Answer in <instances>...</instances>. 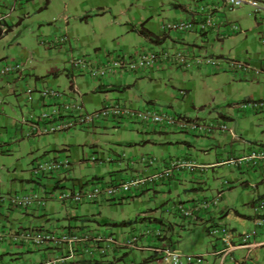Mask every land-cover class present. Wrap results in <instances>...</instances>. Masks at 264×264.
<instances>
[{"label": "rangeland", "instance_id": "obj_1", "mask_svg": "<svg viewBox=\"0 0 264 264\" xmlns=\"http://www.w3.org/2000/svg\"><path fill=\"white\" fill-rule=\"evenodd\" d=\"M97 1L102 3L108 0ZM257 1L260 3V6L264 8V0ZM109 3L113 6L112 8L115 13L121 12L125 6L130 9V13L136 11V8L132 7L131 3L125 4V6L120 3L113 4L111 1ZM62 8L59 2L57 9ZM163 8L165 11H172L168 5H165ZM254 10L255 9L250 5H242L234 11H225L223 16L225 22L236 23L241 27L242 32L239 34L231 33L230 36L222 40L219 39L216 32H211L208 38L195 37L194 39L199 44L198 49L203 51L202 54H204L200 56L212 57L215 59L224 58L248 61L253 66H259L264 62V31L260 32L259 28V26L264 25V20L261 19L263 16H261L260 19L256 17ZM2 11L3 8L1 12ZM69 11L72 14L76 9L70 7ZM171 13L172 15H167L164 22H173L174 13L173 11ZM31 20H35V18ZM36 20V22L27 21L19 29H16L14 40L0 42V59L7 58L5 60L17 59L31 61L29 66L35 67L39 74L45 76L44 79L50 77L53 79V75L46 77L47 71L55 67L61 70L67 69V71H69L70 67L68 62L72 57L86 56L94 59L98 58V54L102 51L118 52V50H120V47L117 46L120 42V36L117 32L112 31V28L106 22L105 24L102 23L100 27H96L95 30L90 26L87 28H83L82 26L75 28L72 33L74 32V36L78 42L77 44L73 42V54L69 51L58 53L56 50L47 47V43L51 42L56 35L54 26L52 27L48 24L39 25L43 20H50L49 16L37 17ZM106 21H109V18H107ZM74 23L75 22L72 20L71 24L73 25ZM52 25H55V23ZM222 30L227 32L229 28L223 27ZM171 36L175 38L178 35L171 34ZM3 62L0 64H3ZM65 71L61 74V76H63L61 80L63 84L70 82V79L66 77L67 71ZM76 77L83 80V76L78 75ZM89 78L90 77H87V79ZM156 81L161 85L159 89H156L153 85H149L145 89L147 93H152L153 98H155V101L151 100L154 103L150 104L152 110L166 112L176 116L183 115L191 119H199L208 124L211 122L223 123L227 125L228 128L235 131L238 139L234 141L231 137L228 138V134L224 133L214 132L211 134V137H202L172 129V132L174 131V133H178L177 135L183 137L179 136V138H181L177 139L179 141H173L171 144H168L167 146L170 147V150L164 152L161 150L163 145H156L149 142L143 143L140 132L142 130L146 131L152 126L146 127V125L140 123L125 122L122 125L110 124L108 127H100L96 131H72L65 134L34 138L33 140H24L20 136H17V138L13 140V143L9 142V135L5 133V140H2L0 137V140H2L1 142H3V144L6 143L3 148L4 153L0 151V193L3 194L0 196V206L5 205V207L10 210L12 205L8 199L9 196L14 194L22 196L26 194V192H31L32 190L42 193V195H44L45 191L49 194L53 193V187L57 183L56 179H37L31 175L32 161L37 157L53 156L56 154L68 155L71 157L72 162L73 159L77 161L75 160L77 157L87 158L89 156H96L98 158L107 159L111 155H115V152H118V157L124 154L132 156V148L137 147L138 154H148V156L155 155L160 159L159 161L161 163H164V159L171 158L167 160L170 161L172 159L182 158L178 156L188 154L191 156L195 165L210 166L204 173L203 180L200 184L201 188H199L196 183L187 180L183 183H178L179 190L172 193L165 191L166 193L160 192L155 194L153 191H150L148 194L125 200L122 203L121 200L115 199L100 205H81L80 209L77 211L78 216L80 219L86 218L90 220L88 222L91 223L87 225V228L98 230L103 234L120 236L123 231L126 232L130 230V234L136 233L140 235L144 229L140 231L143 227H141L138 222L134 223L135 226H122V222H134L139 220L142 214H144L143 212H152L157 218H161L162 225H159V227H163L164 225L165 232L167 235L169 234V238L176 251L183 255L204 256L207 264H220V258L213 255L215 245L218 242L216 237L210 235L208 232L209 226L213 222H221L231 229L236 228L241 233L243 232L242 227L234 220L228 219L222 222L219 220V217L214 216V214L205 224H197V221L187 220L175 213L172 208L175 204L180 202L190 206L206 199H212L222 189L223 185H225V188H230V184H234V188L226 189L224 201L219 206L229 210H236L240 214L246 211L255 215L253 207L255 201L251 205L249 204L252 200H250V196L254 197L255 191L252 187L239 184L237 177L241 174L240 172L244 170L258 173L261 177L262 171L250 169H243L240 171L230 165H215L227 162L232 157L242 156L243 153H245L243 151L248 146H250L248 148L251 149L255 145L264 146V109H257L250 106L244 108L242 106L244 103L252 100L255 102L264 101V76L261 75L259 78L255 79L251 75L245 76L242 73H235L227 69L221 72L213 71L211 68H203L199 71L191 70L188 72L177 69L176 73L158 76ZM181 89L189 90L191 94L190 99L185 101L174 100V96L177 95ZM18 97L14 95L5 96L0 89V101L7 114L13 119L12 122H20L23 116H28L29 114L28 107L30 103L25 99L26 96L20 92L18 93ZM20 97H22V100H20ZM17 99H19V101ZM22 109L24 110L23 114L21 113ZM146 109V107L140 108V106H138V110ZM41 111L42 109L33 112L38 115ZM220 115L226 117L231 116L234 120L229 121L220 117ZM9 130L10 134L15 132L13 126L10 127ZM216 141L219 144H217ZM43 142H45V144H43ZM185 142H189L190 146L185 144ZM19 143H21V145ZM36 143H40L39 147L42 151L40 154L39 151H35L33 154L31 153L37 148ZM18 144L20 147H18ZM183 147H185L184 150ZM44 148L47 149L46 152L48 153L43 152ZM66 149H68V151H66ZM123 168L125 169V167ZM135 168L141 169L142 167L136 165ZM87 169L88 168H85L82 171L76 169V178H80L81 174L88 175L90 171H87ZM105 170L117 171V169L112 166L106 167ZM146 171L151 172V168H148ZM104 178H106L105 181H108L110 179V174L107 172L104 174ZM22 180H25V182H22ZM226 182L228 185L225 184ZM23 183L29 186L26 191L21 190ZM169 183H167L166 186L167 190L171 187V185H168ZM71 184V180L64 182L65 187H70ZM187 187L191 188V190L184 192L183 188ZM12 190L16 191L11 194L8 193ZM43 197L45 198L44 200L48 202L49 208L55 207L57 211L62 208L63 202L57 198L52 199L46 193ZM1 198H4V201H2ZM192 200H195V202ZM73 210L75 209L69 208L67 212L74 214ZM66 216L65 212L58 214V217L63 223H65L64 218H66ZM203 219L206 220L204 217ZM0 224V227L4 229V223L1 222ZM169 224L173 226L170 232H168L166 228ZM7 226V228H9V225ZM252 227L253 225L249 228ZM128 253L129 257L126 258L127 260H124L125 262H135L136 264H170L165 261L145 263L146 259L150 257V253L148 252L144 254L135 251ZM38 254L39 253L36 252L31 255H34L36 258ZM252 256L258 258L259 264H264V247L254 251ZM229 263L230 259L227 260L226 264Z\"/></svg>", "mask_w": 264, "mask_h": 264}, {"label": "built area", "instance_id": "obj_2", "mask_svg": "<svg viewBox=\"0 0 264 264\" xmlns=\"http://www.w3.org/2000/svg\"><path fill=\"white\" fill-rule=\"evenodd\" d=\"M0 1L3 2L4 0ZM8 2L9 4L3 2L5 7L0 13V37H3L8 32L7 20L18 10L23 0H8ZM242 5L253 7L255 9V16L259 17V19L263 16L261 19L264 20V8L260 6L257 0H218L217 5L207 4L203 7L201 18L197 22L194 19L163 22L162 30L169 33H207L208 31H216L220 39H225L231 33L239 34L242 30L236 23L220 21V18L224 16L225 11H234ZM223 27H228L229 30L227 32L223 31ZM66 40L67 37L65 35L57 43H49L56 46L59 43L64 44ZM68 64L70 70L67 72L72 77L80 75L99 81L118 75L140 73L159 65L174 67L187 72L211 68L217 72L227 69L235 73H242L245 76L251 75L255 79L261 75L264 76V62L259 66H253L248 61L204 57L194 55L185 49L144 50L136 55H129L118 51L106 53L104 58L100 60L86 56L72 57ZM23 71L24 68L21 64H6L0 67V75L2 77L15 74L21 75ZM25 96L30 104L41 102L43 105L42 111L38 115L33 111H29L28 116H23L21 120V124L28 128V131L25 133L26 137L32 139L79 130L96 131L104 121H112L115 125H122L125 122L140 123L146 125V127H164L202 137H211V134L214 132L235 136L234 131L223 123L211 122L208 124L199 119H191L183 115L176 116L152 110L150 106L146 107V110H138L124 102L116 100L107 102L101 108L94 111H88L79 97L72 96L68 92L53 87H44L40 90L28 88L25 91ZM242 106L244 108L250 106L264 109V101L255 102L252 100L244 103ZM262 147L264 146L255 145L247 154L240 157H232L224 164L233 166L236 169L245 168L262 171L264 181V148ZM3 148L4 144L0 141V151H3ZM107 161L108 159L96 156H89L88 158V162L92 164L102 165ZM143 162L147 167L153 168L151 173L146 175L133 174L132 177L119 181L76 180L68 178V175L74 168L71 157L56 154L33 159L31 175L37 179L48 178L57 180L56 185L53 187V193L47 194L49 197H55L63 203L85 205L107 203L115 199L123 200L129 197L135 190L156 185L165 186L175 178L178 172L192 170L197 167L193 162L182 160L181 158L161 163L156 157L147 156L143 158ZM67 179L72 181L70 187L64 186V182L68 181ZM225 184L228 185L227 182ZM1 199L4 201V198ZM8 201H10L12 206L20 210H27L37 202L42 203L39 195L35 192L22 196L14 194L9 196ZM221 202L222 195L218 193L212 199H206L190 206L180 202L175 204L172 210L187 220L195 221L197 214L202 211L212 212L219 207ZM253 207L255 210L253 227L246 229L239 235L221 222H213L209 226L208 232L210 235L216 237L218 242L219 247L214 255L220 258V264H226L229 259L232 264H259L258 258L252 256V253L254 250L264 246V240L257 242L258 239L264 238V196L257 198L253 203ZM148 232L149 230L145 233ZM149 234H153L158 239H163L167 235L164 226L158 227ZM140 237V235L132 233L127 236L123 245L128 247V249L141 250L139 248ZM236 240L239 242L237 245L233 244ZM3 242H7L14 247L54 246L66 249L71 255H75L78 250H81L86 259L90 261H102L114 252L120 243L116 235L103 234L91 228L78 232L47 230L41 227L18 230L0 227V243ZM238 249L248 251L247 256L239 261L233 257V252ZM152 253L159 260L170 264H207L204 256L183 255L169 248L166 250L157 249ZM56 261L59 264L63 263L60 259ZM121 264L136 263L123 261Z\"/></svg>", "mask_w": 264, "mask_h": 264}, {"label": "crops", "instance_id": "obj_3", "mask_svg": "<svg viewBox=\"0 0 264 264\" xmlns=\"http://www.w3.org/2000/svg\"><path fill=\"white\" fill-rule=\"evenodd\" d=\"M112 2L113 4H125L131 3L132 7L136 8V11L130 13V9L128 7H124L123 10L119 13H115L113 10V6L109 3ZM6 4H9L8 0H4ZM2 1H0V9L5 7ZM25 4H24V3ZM18 7L16 13L12 14L10 18L7 20V25L9 27L8 32L0 39V42H8L10 40H14L15 30L19 29L24 23L27 21L36 22L37 17H44L49 16L51 20H43L42 23L39 25L42 26L44 24L51 25L56 29V35L51 42L57 43L59 39L66 35L67 40L65 43L54 46L53 44L47 43V47L49 49H54L58 53H63L64 51H69L73 54L74 52V44H77L78 40L74 36L75 28H79L82 26L83 28H87L90 26L93 30L96 27H100L102 23H108L112 28V31L117 32L120 36V42L117 46L120 47L119 52H123L129 55H136L141 53L144 50H161V49H185L190 51L194 55H204L202 54L203 51L198 49L199 44L194 39L202 37L208 38L209 34L214 31H208L207 33H197V32H164L162 30V24L167 18V15H172V11L174 13L173 22L182 21V20H190L194 19L197 22L201 18V10L207 4L217 5L218 0H108L102 3L98 2L97 0H23ZM59 2L62 5V9H57ZM170 6V10L165 11L164 6ZM70 7H74L76 11L72 14L70 13ZM0 10V12H1ZM35 20H31L34 19ZM109 18V21H106ZM75 23L72 25L71 21ZM223 17L220 18V21H223ZM225 21V20H224ZM55 25H52L54 24ZM263 26H259L260 32L264 31ZM141 30L147 31L150 37H146L145 35L141 34ZM216 32V31H215ZM217 33V32H216ZM171 34H177L178 36L173 38ZM218 34V33H217ZM217 36V35H216ZM219 37V35H218ZM217 38V37H216ZM220 39V38H219ZM222 40V39H221ZM74 42V44H73ZM45 43V42H44ZM19 45V43H18ZM76 46V45H75ZM116 51V50H115ZM106 53H111V51H102L98 54L97 59H103ZM263 55V54H262ZM264 57V55H263ZM7 58L0 59V63L3 62ZM28 60H17V59H9L5 60L3 64H0V67L6 64H21L24 68V71L21 75H12L8 77H2L0 75V89L5 96H16L18 97V93L21 92L25 96V91L28 88H34L36 90H40L44 87H53L63 89V91L70 93L72 96H77L80 98L81 102L84 104L85 109L88 111H94L96 109L101 108L107 102L112 100L121 101L129 105L130 107L140 108L150 106V104H154L155 98H153L152 93L146 92V87L149 85H153L156 89H159L161 86L159 82L156 81L158 76L161 75H168L172 73H176L177 69L174 67H165L164 65H159L153 69L142 71L140 73H130L126 75H118L116 77H110L108 79H103L101 81L96 79H87V77H82V79H78V77H72L67 72V78L70 79L69 83L63 84L61 82L63 76L61 74L67 69H58L50 68L47 71L46 77L51 75L54 76L52 79L45 78V76L39 74L35 67L29 66ZM258 66V65H257ZM65 71V72H66ZM199 71V70H198ZM181 74V73H178ZM259 82V81H258ZM27 88V89H26ZM191 94L187 89L179 90V93L174 96V100L185 101L190 99ZM19 98V97H18ZM162 98V97H161ZM27 100V98L25 97ZM19 101V99H17ZM22 100V97H20ZM153 100V101H151ZM146 102V103H145ZM19 103V102H18ZM145 103V104H144ZM42 103L39 102L38 104H30L28 107V111H39L42 109ZM143 106V107H142ZM19 108L21 109L20 105ZM21 113H24V110H21ZM224 119L229 121L234 120L231 116H223ZM12 118L9 114H7L5 108L2 106V102L0 101V137L2 140L4 139L5 133L9 135V142L13 143L14 139L17 136H20L24 140H33L32 138H27L25 133L28 131V128L21 124V121L12 122ZM128 123V122H126ZM110 124H114L112 121H104L101 124V127H108ZM15 129V132L10 134L9 128L12 127ZM129 127V126H125ZM121 127V128H125ZM118 128V127H116ZM138 128V126H137ZM234 131V130H233ZM141 137L143 143H154L156 145H163L162 151L167 152L170 150V147L167 146L171 144L173 141H179L177 139H181L183 137L181 135H177L178 133L172 132L168 128L162 127H150V129L141 132ZM235 136L228 134V138H232L234 141L238 139L235 131ZM0 140V141H2ZM3 143V142H2ZM217 144H219L216 141ZM6 144V143H4ZM21 145V143H19ZM18 144V147H20ZM45 144V142H43ZM188 146H190L189 142H185ZM40 143H36V147L31 153L33 154L35 151H39V154L42 152L40 147ZM65 146V145H64ZM68 147V145H67ZM96 147V146H93ZM128 147V146H125ZM250 147V146H248ZM246 147L243 151L247 154L250 152L251 148ZM180 148V147H178ZM57 149V148H55ZM185 147H183V150ZM133 154L132 156H125L119 155L118 152H115V155H111L108 157V161L102 164H92L88 162L89 157H77L74 162V168L72 172L68 175V178L76 179V180H103L105 181L104 174L107 172L110 174V179L108 181H119L125 180L132 177L133 174H140L146 175L148 173L146 170L150 167L143 162V158L147 157L148 154H138V148L133 147ZM47 149L44 148L43 152H46ZM125 151V149H124ZM4 153V151H3ZM48 153V152H46ZM126 153V152H125ZM151 156V155H149ZM152 157H156L152 155ZM165 157V156H161ZM172 157V156H171ZM182 157V160L192 161L191 156L183 155L178 156ZM157 158V157H156ZM174 158V157H172ZM158 159V158H157ZM171 159V158H168ZM168 159H164L163 161H167ZM110 160V161H109ZM160 160V159H158ZM194 163V162H193ZM225 163V162H224ZM224 163H218L215 166L219 165H226ZM140 165L141 169H136L135 166ZM214 165V164H213ZM112 166L116 168L117 171H106V167ZM197 166V165H196ZM77 167V168H76ZM125 167V169L123 168ZM88 168L87 171H90L88 175L81 174L80 178H76L75 170L78 169L80 171ZM203 168V170H201ZM210 166H197L192 170H182L177 173L175 178L171 183V187L167 190V185H156V186H149L145 189L135 190L133 191L129 197L124 198L121 200V203L125 200L134 199L136 197H140L142 195L148 194V192L153 191L155 194L158 193H172L174 191H178V183H183L184 181L189 180L192 183H196L199 188H201L200 184L202 182V178L204 177V173ZM245 169V168H244ZM236 170V169H234ZM242 171L243 169H237ZM241 174L237 177L239 180V184L246 187H252L255 191L254 197L250 196L251 202L250 205L259 197L264 196V181L262 180V176L260 177L258 173H253L248 170H244L240 172ZM68 180V179H67ZM32 181V180H30ZM25 182V180H22ZM230 188H225L223 185L222 189L218 192L222 195V202L224 201V194L226 189L234 188L232 184H230ZM235 186V185H234ZM29 187L27 184L23 183L21 190H27ZM174 189V190H173ZM191 188H183L184 192L190 191ZM16 191V190H15ZM14 190L8 192L13 193ZM31 192H36L32 190ZM26 192V194L31 193ZM48 194L47 191L44 192V195ZM42 203H36L33 207L27 210H20L13 206H11L10 210H8L5 205L0 206V223H4L3 226L8 227L11 230H18L24 228H35L41 227L47 230H62V231H82L87 228L89 225L88 222L90 220L86 218L80 219L78 216V210L80 209L81 205H77L74 203H63L62 208L60 210H56L55 207H48V202L44 200L42 193H38ZM3 195L0 193V196ZM55 196V195H54ZM50 198L54 199L55 197ZM195 202V200H192ZM98 205L104 203H97ZM91 206V205H90ZM94 206V205H93ZM69 208H73L74 214L67 212ZM8 211V212H7ZM6 212V213H5ZM61 212L66 213V218H64L65 223L58 217V214ZM5 213V214H4ZM142 216L137 221H124L122 222V226H132L134 223H137L143 227L142 232L140 234V243L139 248L141 250L135 249H128V247L124 246V242L126 241L127 236L130 234V230L123 231L122 234L116 235L119 239L120 243L118 247L112 252L107 258L103 259L102 261H90L87 260L86 257L83 255L81 250H78L75 255H71L67 252L66 249L56 248L54 246H45V247H30V246H18L14 247L7 242L0 243V264H59L58 259L63 261L62 264H121L126 258L129 257L128 252H140L150 253V257L146 259L145 263L158 261L159 258L156 255H153V251L157 249H174L173 243L169 238V234L166 235L163 239L156 238L152 233L155 231L159 225H162L161 218H157L154 213L143 212ZM219 217L220 221H227L234 220L237 222L241 227L242 231L246 230L250 226L253 225V220L255 219V215L248 212H242L241 214L236 210H229L225 208L215 209L212 212L202 211L196 215L197 224L203 223L205 224L208 219H211L212 216ZM206 218L203 219V217ZM58 217V218H57ZM225 218V219H224ZM194 221V222H195ZM1 225V224H0ZM250 225V226H249ZM135 226V225H134ZM164 226V225H163ZM168 232L172 231L173 226L169 224L166 226ZM237 235L241 232L236 228H233ZM148 233H145L148 231ZM238 231V232H237ZM264 238H260L257 240L263 241ZM239 242L236 240L233 244H238ZM218 244V243H217ZM215 245V251L218 249V245ZM264 247V246H263ZM259 249V248H258ZM257 250V249H256ZM254 250V251H256ZM38 252L39 254L36 256L31 255L32 253ZM247 250H235L233 252V257L239 261L240 259L247 256ZM152 253V254H151ZM215 256V255H214ZM216 257V256H215ZM134 261V260H133ZM232 264V263H229ZM235 264V263H234Z\"/></svg>", "mask_w": 264, "mask_h": 264}, {"label": "trees", "instance_id": "obj_4", "mask_svg": "<svg viewBox=\"0 0 264 264\" xmlns=\"http://www.w3.org/2000/svg\"><path fill=\"white\" fill-rule=\"evenodd\" d=\"M141 34L145 35L146 37H150L149 33L147 31L141 30ZM2 37H0L1 39Z\"/></svg>", "mask_w": 264, "mask_h": 264}]
</instances>
